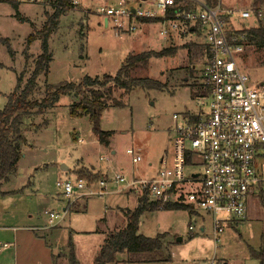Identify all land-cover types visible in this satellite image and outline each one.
<instances>
[{
    "label": "rangeland",
    "instance_id": "obj_1",
    "mask_svg": "<svg viewBox=\"0 0 264 264\" xmlns=\"http://www.w3.org/2000/svg\"><path fill=\"white\" fill-rule=\"evenodd\" d=\"M15 1L0 0V40H7L13 52L11 57L6 44L0 41V111L7 96L15 90L17 77L24 74L23 87L34 69L30 60L24 59L26 52L36 56L41 51L40 40L27 49V37L40 31L45 14L53 13L49 0L32 5L19 2L22 3L19 13L33 26L29 21L21 23L15 19L11 7ZM101 1L80 0V7L59 18L47 42L52 57L47 82L42 75L36 79V90L30 100L41 99L48 85L78 84L84 77H114L129 54L173 48V56L140 62L129 73L131 78H149L164 87L113 92L112 98L119 105L114 106L108 100L109 107L99 123L100 131L113 133L107 147L96 141L88 117L68 115L75 100L72 95L61 96L53 109L41 115L32 113L29 115L32 117L24 120L22 132L26 143L21 149L22 156L14 175L1 187L0 246L12 245L0 252V264H93L102 242L96 231L122 229L126 220L117 207L132 208L138 197L109 185L108 194L92 197L87 209L78 201L89 198H77L69 207L73 209L78 202L77 212L64 213L68 204L55 183L73 182L76 179L73 170L83 167L100 172L103 177L129 176L131 172L140 177L155 175L168 166L174 152L173 115H194L199 111L207 114L205 103L200 105L204 90L198 77L206 60L199 33L179 35L168 41L159 36V26L151 24L139 27L134 36H115L113 31L103 28L101 18L91 11ZM204 1L211 4V0ZM218 1L225 10H242L251 4V0ZM230 19L237 30L258 26L254 18ZM259 22L264 26V16ZM239 59L238 66L249 77V85L263 84L264 50L247 45ZM127 148L138 151L140 164H130ZM77 178L89 182L79 174ZM125 195H131L132 200ZM262 201L264 190L260 196L250 197L243 222L236 227L224 226L217 243L210 219L205 216L201 220L180 209L144 212L138 219L137 234L149 238L163 236L168 251L134 254L128 260L121 253L117 255V264H135L136 260L146 261L140 264H259L251 251L259 252L262 244ZM44 211H53L59 217L50 224ZM201 225L203 233L199 231ZM189 226L193 227L192 232L188 231ZM168 256L170 261H165Z\"/></svg>",
    "mask_w": 264,
    "mask_h": 264
},
{
    "label": "built area",
    "instance_id": "obj_2",
    "mask_svg": "<svg viewBox=\"0 0 264 264\" xmlns=\"http://www.w3.org/2000/svg\"><path fill=\"white\" fill-rule=\"evenodd\" d=\"M69 2L72 8L81 6L80 0ZM91 11L102 25L106 19L103 28L119 37L134 36L139 27L151 24H157L159 36L168 41L199 33L206 60L198 77L204 90L200 105L205 103L207 114L173 115L174 152L168 166L155 175L140 177L131 172L91 182L76 178L57 181L55 187L61 189L67 208L77 198L106 196L109 185L144 197L160 210L164 204L183 206L193 216L200 213L210 219L217 243L224 226L243 222L250 197L264 190V83L251 87L249 77L240 70L239 57L247 41L245 34L236 33L239 30L230 19L260 21L264 6L225 10L218 0L211 4L204 0H102ZM125 152L131 165L141 163L138 151L127 148ZM43 214L50 224L59 217L53 211Z\"/></svg>",
    "mask_w": 264,
    "mask_h": 264
},
{
    "label": "trees",
    "instance_id": "obj_3",
    "mask_svg": "<svg viewBox=\"0 0 264 264\" xmlns=\"http://www.w3.org/2000/svg\"><path fill=\"white\" fill-rule=\"evenodd\" d=\"M264 0H252L253 9H260ZM49 4L53 9L51 15L45 14V22L37 34H31L26 39V46H29L34 40H40L41 51L34 60V69L30 76L24 81V86L21 87L22 77L20 74L16 79L15 90L7 96V103L0 111V187L14 173L15 168L21 158V147L23 146V122L32 116L30 114L41 115L46 111L54 108L61 96H73L74 102L69 109L68 115L71 117L86 116L89 118L92 125V133H94L96 141L107 147L109 138L113 135L112 132H102L99 129L101 115L106 108L109 107L108 100L113 102L114 106L119 103L112 98L114 91H124L125 93L136 88L148 90H161L164 85L149 78H131L130 71L140 62L147 61L151 58L157 59L160 57L173 56L175 49L167 48L160 51H144L140 54H129L125 64L116 72L114 77L103 76L101 79L84 77L80 83L73 82L64 83L60 86L48 85L45 88L44 96L39 100H30L31 95L36 90V79L42 73H46L49 69L51 61V53L47 45L51 34L56 30L58 20L72 9L69 0H49ZM14 10L15 19L26 22L17 13L16 6L11 5ZM258 26L250 29L239 30L238 34H245L246 46L252 45L260 50H264V26L259 20H256ZM35 32V30H34ZM37 35V36H36ZM6 44L10 56L13 57V52L8 46L7 40H0ZM185 47H189L185 46ZM198 47V46H196ZM25 61L27 55H25ZM192 73V72H191ZM79 177L88 179L89 182L96 180L98 174H89L80 172ZM81 179V178H80ZM0 194L2 195L1 191ZM138 205L132 211L125 213L127 224L124 228L111 231L100 247L97 254V261L94 264H116L118 254H142L146 252L160 251L163 248V236L156 238L142 237L137 234L139 217L144 212H152L160 210L158 204L147 202L146 199L138 198ZM264 208V202H261ZM163 210H186L183 206L164 204ZM161 209V210H162ZM261 248L259 252L251 251L252 256L259 260V264L264 263V233L261 237Z\"/></svg>",
    "mask_w": 264,
    "mask_h": 264
},
{
    "label": "crops",
    "instance_id": "obj_4",
    "mask_svg": "<svg viewBox=\"0 0 264 264\" xmlns=\"http://www.w3.org/2000/svg\"><path fill=\"white\" fill-rule=\"evenodd\" d=\"M212 1V0H211ZM210 1V2H211ZM264 2V1H263ZM12 5H15L17 8H16V10H17V13H19V6L22 4V3H19L18 1L16 2H13V3H11ZM24 4V3H23ZM27 4H29V3H27ZM31 5H32V3H30ZM261 6H264V4H262ZM12 7V6H11ZM250 8H253V6H252V0H251V4H250V7H247V8H244V9H250ZM244 9H242V10H244ZM45 12H46V10H44ZM19 15H20V17L21 18H23V19H25L26 20V22H28L29 20H27L21 13H19ZM45 20V19H44ZM19 22H21V21H19ZM26 22H21V23H26ZM29 23H30V21H29ZM31 24V23H30ZM31 26H33L32 24H31ZM36 30V29H35ZM39 30V29H38ZM36 41H39L38 39H36V40H34V42H36ZM34 42H32L30 45H32ZM26 45V44H25ZM29 45V46H30ZM48 45V44H47ZM29 46H26V48L28 49V47ZM40 53H38V54H36V56H32V55H29L27 52H26V55H27V59H28V61L30 60V63L31 64H33L34 63V60H35V58L39 55ZM33 57H35V58H33ZM52 62V57H51V61L49 62V64ZM24 63H25V61H24ZM24 63H23V65H24ZM49 68H50V65H49ZM48 74H49V69H48V71L46 72V73H42V74H40V75H42L43 77H44V80H45V82H47V77H48ZM39 75V76H40ZM38 76V77H39ZM66 83V82H65ZM111 138V137H110ZM110 138H109V142H108V145L107 146H109V144H110ZM26 143V142H25ZM25 143L23 144V146H25ZM81 143V142H80ZM101 145V144H100ZM22 146V147H23ZM103 146V145H102ZM22 147H21V149H22ZM111 154H115V152L114 151H112L111 152ZM22 156V155H21ZM65 171H67L66 169H64ZM63 170V171H64ZM80 171H85V172H88L89 174H98L99 176L100 175H102V174H100V172H95V171H93V170H89V169H86V168H80V169H78V168H75L74 170H73V172H74V174H75V177L77 178V175L79 174V172ZM14 175V174H13ZM12 175V176H13ZM1 187H2V185H1ZM1 187H0V191H1V193L3 192V190L1 189ZM1 195V194H0ZM2 195H3V193H2ZM5 195H6V193H5ZM125 197H127V198H130V197H132L131 195H125ZM92 198V197H91ZM91 198H89V199H86V200H83V201H78V202H80V204H82V206H83V208L85 207V209H87V203H88V201H90L91 200ZM131 199V198H130ZM132 200V199H131ZM78 202L76 203V205H75V207L73 208V209H71V208H64V213H76L77 212V210H78V208H79V206H78ZM137 205H138V202L137 201H135V206L134 207H132V208H129V207H127V208H120V207H117V211H119V213L121 214V215H123V217L125 218V213L127 212V211H132V210H134L136 207H137ZM195 217H197V218H199V219H201V220H204V217L203 216H200V215H196ZM126 224H127V220H126V222L124 223V225H123V227L122 228H124L125 226H126ZM48 226H44V228L46 229ZM13 231H14V229H12ZM34 231V230H33ZM116 231V230H115ZM138 231V230H137ZM199 231L201 232V233H203L204 232V226L203 225H201L200 226V228H199ZM111 232V230L109 231V230H99V231H96V233L97 234H99L100 236H101V238H102V242H101V244L99 245V248L97 249V251H96V257H98L97 256V254H98V252H99V249H100V247L103 245V243H104V241H105V239H106V236L109 234ZM192 232V231H191ZM139 235V234H138ZM141 236V235H140ZM14 239H15V236H14V234H13V236H12V241H14ZM164 239L165 238H163V240H162V244H163V248H162V250H160V251H168V249L165 247L166 245H165V242H164ZM5 244H8L9 246H11L12 244L11 243H5ZM5 244H3V245H5ZM14 244H15V241H14ZM2 245V246H3ZM8 248V247H7ZM6 249V248H5ZM5 250H2L1 249V246H0V252H4ZM122 254H125L126 256H128V257H126L127 258V260H128V258H129V256H131V255H134V254H126V253H122ZM136 255H139V254H136ZM117 258V257H116ZM170 259H171V257L170 256H168L166 259H165V261H170ZM97 261V258H95V261L94 262H96ZM147 261H149V262H151V261H155V260H147ZM94 262H93V264H94ZM142 262H146V261H141V260H136V262H135V264H140V263H142ZM116 264H117V261H116Z\"/></svg>",
    "mask_w": 264,
    "mask_h": 264
},
{
    "label": "water",
    "instance_id": "obj_5",
    "mask_svg": "<svg viewBox=\"0 0 264 264\" xmlns=\"http://www.w3.org/2000/svg\"><path fill=\"white\" fill-rule=\"evenodd\" d=\"M106 19H104V21H103V27H105V25H106Z\"/></svg>",
    "mask_w": 264,
    "mask_h": 264
}]
</instances>
